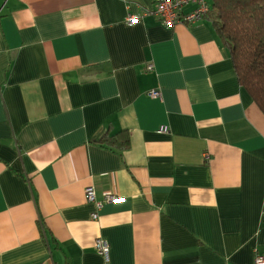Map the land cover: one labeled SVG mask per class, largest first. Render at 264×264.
I'll use <instances>...</instances> for the list:
<instances>
[{
    "label": "crops",
    "instance_id": "1",
    "mask_svg": "<svg viewBox=\"0 0 264 264\" xmlns=\"http://www.w3.org/2000/svg\"><path fill=\"white\" fill-rule=\"evenodd\" d=\"M153 6L0 0V264L264 257V116L212 10L168 29Z\"/></svg>",
    "mask_w": 264,
    "mask_h": 264
},
{
    "label": "trees",
    "instance_id": "2",
    "mask_svg": "<svg viewBox=\"0 0 264 264\" xmlns=\"http://www.w3.org/2000/svg\"><path fill=\"white\" fill-rule=\"evenodd\" d=\"M210 3L211 10L216 11L213 28L228 49L238 84L264 116V0H210ZM124 135L121 131L116 135L118 141L109 138L97 142L125 148L127 142L121 145L119 140Z\"/></svg>",
    "mask_w": 264,
    "mask_h": 264
},
{
    "label": "built area",
    "instance_id": "3",
    "mask_svg": "<svg viewBox=\"0 0 264 264\" xmlns=\"http://www.w3.org/2000/svg\"><path fill=\"white\" fill-rule=\"evenodd\" d=\"M154 10L152 13L159 19L163 26L168 29L179 23H184L191 25L197 21H200L209 11H211L210 0H152ZM190 7L189 11L184 13L182 9ZM138 19L136 17H128L127 25H132L136 23ZM150 70V68H147ZM149 96L155 98L158 96L157 92H150ZM166 131L164 128L161 132ZM86 201L93 203L97 209H100L103 204L106 203H118L122 202V198L114 197L113 195H105L101 201L95 199V193L92 188H87L85 190ZM96 213L92 215L93 218L96 217ZM96 252L101 256H106L109 250L107 241L98 238L94 244ZM264 257L256 256L255 264H263Z\"/></svg>",
    "mask_w": 264,
    "mask_h": 264
},
{
    "label": "rangeland",
    "instance_id": "4",
    "mask_svg": "<svg viewBox=\"0 0 264 264\" xmlns=\"http://www.w3.org/2000/svg\"><path fill=\"white\" fill-rule=\"evenodd\" d=\"M211 13H213V14L215 13V14H216V11H215V10H213V11H211ZM149 97H150V96H149Z\"/></svg>",
    "mask_w": 264,
    "mask_h": 264
}]
</instances>
